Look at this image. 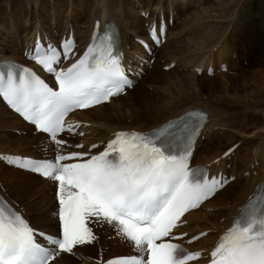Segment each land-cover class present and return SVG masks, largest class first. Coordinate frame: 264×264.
<instances>
[{"label":"snow or ice","instance_id":"snow-or-ice-1","mask_svg":"<svg viewBox=\"0 0 264 264\" xmlns=\"http://www.w3.org/2000/svg\"><path fill=\"white\" fill-rule=\"evenodd\" d=\"M159 32L162 35L164 28ZM151 35L159 43L155 28ZM73 48L71 39L59 47L35 43L29 58L54 77L53 86L29 68L17 69L8 63L0 71V97L57 146L54 159L0 155V160L55 181L59 203L58 232L49 235L37 233L0 199V264H50L62 253L72 254L76 246L95 240L88 227L93 219L113 224L143 254L119 257L108 264H188L199 259L200 252H187L180 244L163 239L172 235L184 213L226 183L215 177L209 180L206 170L189 168L197 127L185 124L181 128L170 122L151 133L120 131L97 154H63L60 146L65 141L58 134L79 127L66 125L70 112L101 104L132 86L110 32L93 33L87 50L69 66L60 67ZM209 264H264V194L242 206L211 250Z\"/></svg>","mask_w":264,"mask_h":264},{"label":"rangeland","instance_id":"rangeland-1","mask_svg":"<svg viewBox=\"0 0 264 264\" xmlns=\"http://www.w3.org/2000/svg\"><path fill=\"white\" fill-rule=\"evenodd\" d=\"M53 1L54 0H45L44 6H46L47 10L49 11H44V14L41 17L44 22L49 21L48 16H50V11L53 10L54 3H57V1L54 2ZM123 1H126L125 3L131 2L130 4H133L135 5V7H137V3H138L137 0H118V1L115 0V3L117 4L120 3V5L125 4ZM140 1L143 2V7L144 8L147 7L148 11H150L152 15L154 11L155 13H158L160 11L159 10L160 8L165 10L166 14H169V11L172 14L173 11V16L175 15L174 16L175 24L170 26V30H169L170 38L167 41L168 43H165L160 49H158L156 54L153 56V58L155 59V63L153 67L155 68L148 69L147 74L138 83V85L135 86L132 90L128 91V94L125 97L122 96V101L125 103H129L128 106L129 109L132 108V110L137 111L138 113H140V110H142L143 108L145 109V111L142 112L141 114V116L143 117L142 121L144 119H148L149 121L148 120L147 121L150 122V124L154 122L153 120L150 119L154 116L153 113L159 110L157 108L160 105H158L155 102L157 98L159 99L161 98L162 100L161 99L160 100L165 103H168L169 101L176 102L175 104L177 105L173 109V112L174 111L176 112L182 109L183 107H186L187 105H192V103H199L200 105L202 103H206V104L212 103L213 106L216 105L218 106V108H223V109L227 108V110L226 109L223 110L224 114H222L225 117H216L217 119H220L221 121H225V120L227 121L228 119H231L234 120V122L236 121L237 123L240 116L236 114L234 111H231L230 109L232 108L227 107L228 106L227 104L225 105V108L224 105L222 107L219 106L217 98L222 97L223 99L232 100L230 102L239 101L235 103H241L243 107H248L251 104L254 106L260 105L258 103L264 102L261 101L264 98V71H263L264 64L262 65L260 64V65H256V67H252V62H251V58L253 56L251 50L253 46L258 47L259 49L264 46V33H262L263 36L255 38L257 37L256 31L258 26L264 24V0H232L229 3H225L226 6H224V8L222 7L224 2L223 0H161L159 4H158L159 0H140ZM34 2L35 0H0V17H2L4 21H6V19H4L5 18L4 14L6 12L10 14V10H6L7 5H9V3L13 4V9L19 10L22 8L24 11V8H27L29 5H34ZM82 2L85 5L87 4V1L83 0ZM166 2L168 4H166ZM17 3H19L18 4L19 8H17L16 6ZM80 3L81 1H79V6L74 7L73 9L74 12L78 14L79 13L83 14V10H81ZM58 6L59 4L57 3V5H55V8H57ZM86 6L90 11L93 8L90 5L89 6L86 5ZM61 7H62V12H61L62 15L60 14L61 15L60 19L62 21L64 19L65 20L68 19L70 21L71 20L70 17L73 12L71 9L72 6L67 4L66 6L67 8L63 6ZM207 7L209 8L211 13L209 15H206V17L205 15L203 17H200L202 16L201 14H204L202 13L203 12L202 9ZM41 8L42 6H40V9ZM177 10H178V18L176 17ZM90 11L86 12L83 15L84 16L83 21L77 22L78 24L76 22H72L78 27V29H81L80 31H82L87 26V24H85L84 21H86V15L89 16ZM193 18H199V19H196L195 21V19ZM141 19H142L141 24L144 29L143 30L144 33L146 32L145 30L146 22L148 18L142 17ZM34 20H35L34 18L30 20V22H32L31 23L32 26L34 25L35 22ZM16 22L22 24L24 22V19L16 18ZM18 29L21 31V27H18ZM56 29L55 28L53 29L54 33L57 32ZM245 29L248 30V32L244 37L245 44H243L240 41L241 40L240 37ZM60 30L62 29L60 28ZM210 31L218 32V34L216 35L217 37H215V40H211L213 41L212 43L214 44L210 45L209 47H204L202 45V42L207 38L206 40L208 44V38L211 39L209 36ZM127 33L130 34L131 36L129 40L131 39L132 41L130 40V42L133 41L136 42L134 35L138 33L137 29L135 30L127 29ZM16 34L17 32H14L10 29L8 33L6 32L4 34L3 32V35L7 37L6 38L7 40L4 38V41L10 42L9 44L6 43L8 47H10V44L15 45L14 43L15 41L12 38V36ZM138 34H142V33H138ZM1 35L2 33L0 32V36ZM80 35H82L81 32ZM232 35H235V37H233ZM234 38L236 39L234 40ZM248 38H253L252 39L253 45L247 42ZM197 44H199L198 45L199 47L197 46ZM0 45L2 48H4L3 46L5 45V43L2 41V38H0ZM219 45H221V47ZM129 46L130 45H128L127 48H129ZM201 47L203 48L201 49ZM226 50L229 51L227 53V59H228V62L226 63L227 70H222V68L217 64L218 63L217 61L222 56V52ZM7 55H11V54L7 53ZM209 58H211L215 62L214 75L210 76L207 75L205 72H203L202 74H197L194 77V80L197 84V88L199 89L201 88V92L199 93V95L192 96L190 95L191 92L187 89L186 91L184 90L185 92L182 91V89L178 87L180 85L177 83L180 81L179 79H184L182 77V74L193 75L195 71L194 65L198 64V61H201L202 59L208 61ZM190 61L192 62L190 63ZM169 62L170 64H166ZM172 64H174V66H172ZM167 66H171V67L167 69ZM153 74L156 75L155 78L152 77ZM174 82L176 84H174ZM218 84L220 85L218 86ZM187 96H189V98ZM145 105H147V108L144 107ZM112 107L113 106H110L109 109L114 110V108ZM150 111L153 113H150ZM260 115H262L261 117L263 119V122L257 123L255 125H250L251 128H247V129L242 128V123L236 125V127L231 126V124L230 126H225L222 124L214 123L210 128H208L204 132L205 137H202L200 140V144H198V154L196 156L195 161L197 160L208 161V162L214 161L218 156H222L224 151L230 145L237 144L238 146L234 150V152L231 155L225 157L224 167L227 168L228 170L232 169L236 173L238 172L239 174L238 175L236 174L238 177L237 180L241 178H248L251 175H256L258 173L257 167L259 166V160L256 158L255 152L257 151L256 147L258 145L256 146L251 145L250 142H255V141H250V140L252 138H257L258 143L264 141V136H263L264 130L262 126V123L264 124V114L261 112ZM5 130H6L5 128H0V132L2 134H4V132L8 133L9 135L8 138H13V134L20 135L16 133L13 129H10L11 130L10 132H12L13 134ZM231 132L237 134L238 136L235 138H231L230 137L232 134ZM257 133L260 134L257 135ZM225 135H226V140L224 139ZM218 136H224L223 137L224 142L222 138H221L222 141L220 142L219 141L216 142V140L214 141V139L217 138ZM245 140L246 141L248 140L249 142L246 144ZM37 142L38 141H36V143ZM36 143L34 140L33 141L30 140L27 141L26 144H22L20 147H17L15 149L10 147L9 151L10 152L19 151V153L21 154H26L28 152L36 153L38 150L37 148L38 145ZM205 155L206 158H204ZM211 155L213 157H211ZM207 156L210 157V159H208ZM11 178H14V176ZM20 178L23 181L15 180L16 184H18V187L11 190L12 193L16 192V194H14V198H16L20 202V204L24 206L27 214L34 216V222L36 223V225L38 226L46 225L50 220L49 216H52L51 207L53 204V200H52L53 190L48 188L47 192L42 197L43 202H45V208L36 209V207H34V212H31L33 210L30 208L28 204L37 201L38 199L37 197H39L37 196L38 192L37 190H35V186L37 185L41 186V184L42 185L47 184L50 187V184L44 181L43 183L39 182L34 178L31 179L28 178L31 185L29 186V188H27L26 191V189L22 187V185L25 184L24 180L26 177H20ZM32 183H34V185H32ZM233 183H235V181L232 182V184ZM18 188L20 189V192L18 191ZM17 195L20 196L19 199L17 198ZM213 206L214 208L210 207V209L208 208V210L215 211L219 207L218 204L217 205L214 204ZM223 207L228 208L229 205L227 206L223 205ZM42 209H44L45 212H42ZM223 219L224 217H220L217 220L221 222ZM104 241L108 243V245H105L102 248L105 251L108 250L104 252L105 254L109 255L110 253V255H114V254H122L121 252L126 253V248L124 249L122 248L124 247V244L122 242L120 241L116 242L112 240L111 237L108 235H104L102 237L101 243H103ZM98 250H99V244L96 243L92 245L91 249L89 251H86V253L88 254V256H91L92 254L95 255ZM96 255H98V253ZM99 256L100 254L98 255V257ZM74 258H76V261L78 262V256L74 255ZM93 262L91 261V264H94Z\"/></svg>","mask_w":264,"mask_h":264},{"label":"bare ground","instance_id":"bare-ground-1","mask_svg":"<svg viewBox=\"0 0 264 264\" xmlns=\"http://www.w3.org/2000/svg\"><path fill=\"white\" fill-rule=\"evenodd\" d=\"M54 1H57L59 6L57 8H55V5H57V3H54L53 10L50 11V16H48L49 21H47V22H44L41 18L42 15L44 14V11H49V10H47L46 6H44L45 0H35L34 5H29L27 8H24V11L22 8L19 10L13 9V4L9 3V5H7L6 10H10V14H8V12H6L4 14V17H5L4 19H6V21H4L2 19V17H0V32L2 33L0 38H2V41L5 43V45L3 46L4 48H2L0 45V59L1 58L17 59L18 55L21 56L22 49L31 40H33L35 33L38 30H45L48 34L53 36L54 35V33H53L54 28L55 29L57 28L56 30H60V28L62 30H64L67 28V26H71L73 28V30L76 31L77 35L80 38H82V39L84 38L87 40L90 33H91L94 21L96 19H99L101 21L102 27L107 20H112V21H115L116 23H118V25L121 28V33H122V37H123L125 51L127 52L129 57H132V55L134 53L137 54V52L141 51L140 46L135 41L130 42L131 39L129 40V38H131V36H130V34L127 33V29L128 30L137 29L138 33H143L144 29H143L142 24H141L142 16L140 13L142 10L148 11V8L143 7L142 1L137 0L138 1V3L136 2L137 7H135V5L130 4L131 2L125 3L126 1H123L125 4L120 5V3H118L119 4L118 5L117 3H115V0H84V1H87L86 5H88V6L90 5L93 7L91 11L82 2L83 0H66V1L65 0H54ZM79 1H81L80 6H81V10H83V14H81V13L78 14V13L74 12V9H73L74 7L79 6ZM223 1L224 2H223L222 7L224 8V6H226L225 3H229L232 0H227V1L223 0ZM160 2H161V0L158 1V4ZM64 3H65V6H64ZM220 3H222V2H220ZM18 4L19 3L16 4L17 8H19ZM67 4L72 6L71 9L73 12H72V15L70 17L71 20L69 21L68 19H66V20L64 19L65 21L64 20L62 21L60 19V16L62 15L61 14V12H62L61 6L66 7ZM166 4H168V3L166 2ZM166 4H165V6H166ZM40 6H42L41 9H40ZM173 6H174V4H173ZM227 6H228V4H227ZM4 8H5V6H4ZM135 8L139 12V15H138V12L135 10ZM159 10H160L159 12L165 13V10H163L161 8ZM88 11H90L89 16L86 15V21H84L85 24H87V26L82 31H80L81 29H78V27L75 24H73L72 22L77 23V22L83 21V19H84L83 15ZM202 11H203L202 13H204V14H201L202 16L199 15L200 17H203L204 15L206 17V15H209L211 13L208 7L202 9ZM174 12H175V10H174ZM176 12H177L176 17L178 18V10ZM154 14H155V11H154L153 15ZM169 14H171L170 11H169ZM172 14H173V11H172ZM64 17H65V15H64ZM211 17H212V15H211ZM16 18H21V19L23 18L24 22L22 24H19L16 22ZM32 18L35 19L33 26L31 25L32 22H30V20H32ZM213 18H214V16H213ZM193 19H195V21H196V19H199V18H193ZM149 20L151 21L152 19H148L147 21H149ZM28 21H29V23H28ZM18 27H21V31L18 29ZM9 29L14 31V32H17L16 35L12 36V38L15 41L14 42L15 45L10 44V47H8L6 45V43L9 44L10 42L4 41V38L6 39L7 37H5V35H3V32H4V34L6 32L8 33ZM205 30H206V28H205ZM80 32L82 33V35H80ZM247 32H248V30L245 29L244 32L242 33L241 37H240L241 38L240 41L243 44H245L244 37H245ZM256 33H257V37H255V38L263 36L262 33H264V24H261L260 26H258ZM217 34H218V32H216V31H210L209 36L211 39L208 38V44H207V40H206L207 38L204 41L202 39V41H203L202 45L204 47H209L210 45L214 44V43H212L213 41H211V40H215V37H217L216 36ZM206 36H207V34H206ZM232 36L235 37V35H232ZM169 38H170V35L168 34L167 41ZM235 39L236 38H234V40ZM252 39L253 38H248L247 42L252 44ZM167 41L165 43H168ZM227 42H229V41H227ZM129 44H130V49L127 48V45H129ZM198 45L199 44H197V46ZM221 45H219V46L221 47ZM224 46H226V45H224ZM226 47H228V46H226ZM202 48L203 47H201V49ZM226 51L222 52V56L219 58V60L217 59L218 60L217 64L219 66H222L223 64H226L228 62L227 53L229 51L228 50H226ZM251 52L253 53V56L251 58L252 67H256V65L264 64V46L260 49L256 46H253ZM7 53H10L11 55H7ZM198 57H200V56H198ZM170 62L166 63V64H170ZM191 62L192 61H190V63ZM214 63L215 62L211 58H209L208 61L202 59L201 61H198V64H195L194 66L195 67L203 66L206 68L209 65L213 66ZM187 65H189V64H187ZM190 75L189 74L188 75L182 74V77L184 79H179L180 81L179 82L176 81V82L180 85L178 87H180L182 89V91H184V90L186 91V89H187L191 92L190 95L198 96L199 93L201 92V88L200 89L197 88V84L194 80V77L197 75V73L194 72L193 75H191V76ZM152 77L155 78L156 75L153 74ZM174 84H176V83L174 82ZM219 85L220 84H218V86ZM127 94H128V91L124 95H119L116 98H112L109 101V103L99 105V106L94 107L92 109H87L85 111L79 112L77 114V116H78V119L84 121L85 125L83 126V130L85 131V134H86L84 137L80 138L79 141L84 140L87 143H90V142L105 140L108 137H110L114 131H116L118 129H138V130L139 129H148L150 127H153V126L160 124L161 122L167 120L170 117L178 115L179 113L183 112L184 110H186L188 108H193L195 106H201L203 108V110H205L209 114V121L207 123L206 128H210L214 123L222 124L225 126H230V124H231V126H234V127H236V125L242 123V128L247 129V128H251L250 125H255L257 123L263 122V119L261 117L262 115H260V113L262 112L264 114V106H263L264 102L258 103L260 105L254 106L251 104L248 107H243L241 103H235V102H239V101L230 102L232 100L223 99L222 97L217 98L219 106L222 107L224 105V108H225V105L227 104L228 105L227 107L232 108V109H230L231 111H234L236 114H238L240 116L238 123H237L236 121L234 122V120H231V119H228L227 121L226 120L221 121L220 119H217L216 117H225L222 114H224L223 110H225V109L227 110V108H225V109L218 108V106H216V105L213 106L212 103L211 104L202 103L201 105L199 103H192V105H187L186 107H183L182 109H180L176 112L175 111L173 112V109L177 105V104H175L176 102L169 101L168 103H165V102L161 101L162 100L161 98H160L161 100L159 98H157L155 100V102L158 105H160L157 108L159 110H157V112H155V113L150 111V113H153V115H154L150 119V120H153L154 122L150 124V122H148L149 121L148 119H144L142 121L143 117L141 116V114H142V112L145 111L144 108L142 110H140V113H138L137 111L132 110V108L131 109L128 108L129 103H125L122 101V96L125 97ZM187 97L189 98V96H187ZM261 101H264V98ZM194 104H196V105H194ZM197 104H199V105H197ZM110 106H113L112 108H114V110L109 109ZM144 107L147 108V105H145ZM109 113H110V115H109ZM116 117H118V118H116ZM246 122H247V124H246ZM262 126H263V130H264V124L263 123H262ZM0 128H5L6 129L5 131H7V132H10L11 131L10 129H13L14 131H16V130H18V128L20 129L19 131H21L20 135H16V134H13L12 132H10L11 134H13V138H8L9 135L6 132H4V134H2L0 132V152H6V151L10 152L9 151L10 147L15 149L17 147H20L22 144H26V142L30 141V140H32V141L34 140L35 143H36V141H38L36 143L37 145L40 143L46 142L45 140H40L43 138V136H44L43 134L34 133L32 131V129H33L32 126L24 123L16 114H14L10 110H8L7 107L1 102V100H0ZM202 134H203V132H202ZM259 134L260 133H257V135H259ZM237 136H238L237 134L232 133L230 137L235 138ZM263 136H264V133H263ZM223 137L224 136H218L217 138L214 139V141L216 140V142L217 141L220 142L223 140V142H224V139L226 140V135H225L224 139H223ZM221 138H222V140H221ZM200 140L201 139H199L198 144H199ZM250 141H255V142H250L251 145H255V146L258 145L256 147L257 151L255 152V156L259 160V166L257 167L258 173L256 175H251L248 178H241V179L235 181V183H233V184H229L227 187H225L223 190H221L219 193H217L210 201H208L204 205H202L200 207V209L191 212L187 217H185V220L187 223L183 227V230H187L189 232V234H193L195 232L202 231L204 229L210 230L208 235H206L203 239H201L200 241H197V243L194 244L193 248H203L205 246H208V244H210L213 240H215L216 237L218 236L219 232L230 222V220L232 219L233 215L235 214V212H236L237 208L239 207V205L241 204V202L250 196V194L255 190V187L257 184L264 181V141L258 143L257 138H252ZM248 142H249L248 140L247 141L245 140L246 144ZM14 153H19V151L14 152ZM196 153H197V149L195 151V155H196ZM26 154L30 155L31 153L28 152ZM211 157H213V156L211 155ZM204 158H206V155ZM208 159H210V157H208ZM207 162L208 161H202L201 163H207ZM221 167H222L221 164H218V165L214 164L211 166V172L212 173L216 172ZM13 168L14 167L9 168V166L6 167L2 162H0V181H2V184L6 186V190L9 192L8 196H10L12 194L11 196L14 198V194H16V192L12 193L11 190L18 187V184H16L15 180L23 181L20 177H26L24 180L25 184L24 185L21 184L22 187H24L26 189V191H27V188H29V186L31 185L30 181H29V179H31V178H34L35 180L42 182V183L44 181L46 183H49L50 187L52 186L48 180H45V179H43L39 176H36L34 174H31L29 172H25L23 170H19L16 168L13 169ZM230 172L234 173L233 171H230ZM237 174H239V173L237 172ZM13 176H14V178H11ZM17 176H20V177H17ZM32 185H34V183H32ZM48 187H49V185H47V184H45V185L41 184V186H38V185L35 186V190H37V192H38L37 196H39V197H37L38 198L37 201L31 202L28 204L30 206V208L33 210L31 212H34V207H36V209L45 208V202H43L42 197L47 192ZM18 191L20 192L19 188H18ZM53 194H54V186H53ZM17 198L19 199L20 196L17 195ZM53 200H54V197H53ZM214 204L215 205L218 204V206H219L218 209L215 207L217 209L215 211L214 210H212V211L208 210V208L210 209V207L214 208V206H213ZM223 205H226V206L229 205V207L225 208V207H223ZM54 206H55V204L53 203L52 207H51L52 210L54 209ZM42 212H45V210L42 209ZM46 214H47V211H46ZM48 214H49V211H48ZM220 217H224V219L221 222H219L217 220ZM30 218H31L32 222L34 223V216L30 215ZM49 218H50L49 222L46 225H43L41 227L42 229L57 228V221H56V219H54L53 214H52V216H49ZM102 230L104 232V235H109V233L113 232L115 229L112 227V225H104V226H102ZM90 249H91V246H89L88 244H84V245L77 248V250L75 251V254H77L79 257L78 262L72 256L67 255L65 253H62L59 257L60 262L63 264H91L90 257L86 253V251H89ZM80 260H82V261H80Z\"/></svg>","mask_w":264,"mask_h":264}]
</instances>
